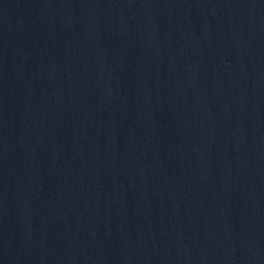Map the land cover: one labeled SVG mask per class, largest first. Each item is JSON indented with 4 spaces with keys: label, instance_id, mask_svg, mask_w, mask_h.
I'll list each match as a JSON object with an SVG mask.
<instances>
[{
    "label": "water",
    "instance_id": "obj_1",
    "mask_svg": "<svg viewBox=\"0 0 264 264\" xmlns=\"http://www.w3.org/2000/svg\"><path fill=\"white\" fill-rule=\"evenodd\" d=\"M0 264H132L61 0H0Z\"/></svg>",
    "mask_w": 264,
    "mask_h": 264
}]
</instances>
